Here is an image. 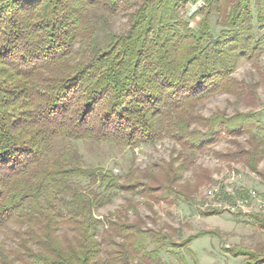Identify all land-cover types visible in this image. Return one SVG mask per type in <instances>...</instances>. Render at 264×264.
Wrapping results in <instances>:
<instances>
[{
	"label": "trees",
	"instance_id": "obj_1",
	"mask_svg": "<svg viewBox=\"0 0 264 264\" xmlns=\"http://www.w3.org/2000/svg\"><path fill=\"white\" fill-rule=\"evenodd\" d=\"M197 1L0 0V234L14 224L17 239L11 250L0 241V264H168L163 252L200 264L186 246L207 231L178 243L148 227L132 199L96 215L122 192L149 199L152 211L172 196L191 202L211 174L197 167L187 184L183 174L226 137L231 146L216 156L260 174L257 113L198 107L218 94L257 97V83L234 73L242 62L262 71L264 0H203L189 15ZM120 15L128 28L116 33ZM165 137L179 147L170 160L125 178L86 166L76 144L135 149ZM234 255L264 264V244Z\"/></svg>",
	"mask_w": 264,
	"mask_h": 264
},
{
	"label": "rangeland",
	"instance_id": "obj_2",
	"mask_svg": "<svg viewBox=\"0 0 264 264\" xmlns=\"http://www.w3.org/2000/svg\"><path fill=\"white\" fill-rule=\"evenodd\" d=\"M138 2L140 0H132ZM192 4L189 6L191 8ZM199 17L191 18V25L198 27ZM128 28V17L120 15L112 21V30L123 33ZM262 71L258 72L249 62H242L234 73V77L247 84L257 83V97L252 104L243 99H237L229 94H218L198 107L204 116L222 110L228 115L236 112L254 111L257 118L264 122V54L261 58ZM247 136L240 138L245 143ZM86 166L102 167L125 178L128 173L137 175L147 170L157 171L159 164L169 161L172 151L179 149L169 137L155 143L142 144L130 149L108 142L79 141L76 143ZM231 146L230 137H226L211 150L198 155L195 166L185 171L182 183H194V169H208L210 183L202 184L193 194L192 201L187 198H175L172 202L160 201L153 203V211L146 204L149 199L139 195L122 192L106 206L100 208L96 215L104 217L117 211L126 204L128 199L138 202L139 214L147 220V226L154 229H164L178 243H183L190 237L201 232H208L192 240L187 245L197 256L200 264H243L245 257L236 256L235 252L255 249L264 244V215L260 214L255 204L239 213L232 212L228 205L235 201L230 195H237L241 189L257 191L264 199V159L259 163V173L251 171L242 162H228L216 156L217 152L226 151ZM248 194V193H247ZM210 209L221 211L220 214H209ZM257 215L262 223L253 218ZM131 220L136 219L134 212H129ZM16 229L11 224L0 234L7 250L16 246L17 239L12 231ZM177 250V249H176ZM162 258L168 264H194L190 256L186 262L178 260L169 253H162Z\"/></svg>",
	"mask_w": 264,
	"mask_h": 264
},
{
	"label": "built area",
	"instance_id": "obj_3",
	"mask_svg": "<svg viewBox=\"0 0 264 264\" xmlns=\"http://www.w3.org/2000/svg\"><path fill=\"white\" fill-rule=\"evenodd\" d=\"M204 5L203 0H199L192 4L188 14L193 15L200 7ZM256 205L260 214L264 215V199L259 197L257 191H250L246 196L237 198L234 202L230 203L227 207L230 211L239 213L245 211L246 208Z\"/></svg>",
	"mask_w": 264,
	"mask_h": 264
}]
</instances>
